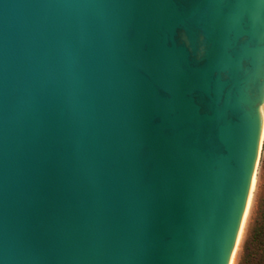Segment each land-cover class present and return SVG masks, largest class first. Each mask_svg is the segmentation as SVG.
<instances>
[{"label":"water","instance_id":"1","mask_svg":"<svg viewBox=\"0 0 264 264\" xmlns=\"http://www.w3.org/2000/svg\"><path fill=\"white\" fill-rule=\"evenodd\" d=\"M0 0V264H237L264 141V0Z\"/></svg>","mask_w":264,"mask_h":264},{"label":"trees","instance_id":"2","mask_svg":"<svg viewBox=\"0 0 264 264\" xmlns=\"http://www.w3.org/2000/svg\"><path fill=\"white\" fill-rule=\"evenodd\" d=\"M240 264H264V199L259 203L258 215L245 244Z\"/></svg>","mask_w":264,"mask_h":264},{"label":"rangeland","instance_id":"3","mask_svg":"<svg viewBox=\"0 0 264 264\" xmlns=\"http://www.w3.org/2000/svg\"><path fill=\"white\" fill-rule=\"evenodd\" d=\"M264 199V141H263V147H262V154H261V160H260V166H259V173H258V179H257V185L249 213V217L247 220L237 264H240L241 258L243 256V251L245 244L250 236V233L252 231V228L254 226L255 220L258 215L259 210V203Z\"/></svg>","mask_w":264,"mask_h":264},{"label":"snow or ice","instance_id":"4","mask_svg":"<svg viewBox=\"0 0 264 264\" xmlns=\"http://www.w3.org/2000/svg\"><path fill=\"white\" fill-rule=\"evenodd\" d=\"M229 2L232 3V4H236L235 0H229Z\"/></svg>","mask_w":264,"mask_h":264}]
</instances>
